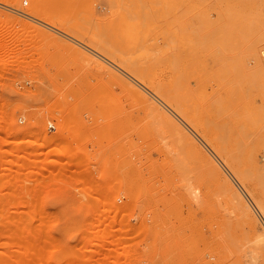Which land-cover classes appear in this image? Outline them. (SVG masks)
Returning <instances> with one entry per match:
<instances>
[{"label":"rangeland","instance_id":"rangeland-1","mask_svg":"<svg viewBox=\"0 0 264 264\" xmlns=\"http://www.w3.org/2000/svg\"><path fill=\"white\" fill-rule=\"evenodd\" d=\"M134 23L149 25L156 79H185L175 82H186L184 116L124 69L121 59L146 51L124 28ZM201 23L218 45L196 53L242 69L176 70ZM263 66L264 0H0V264H264ZM188 111L213 122V147Z\"/></svg>","mask_w":264,"mask_h":264},{"label":"bare ground","instance_id":"bare-ground-1","mask_svg":"<svg viewBox=\"0 0 264 264\" xmlns=\"http://www.w3.org/2000/svg\"><path fill=\"white\" fill-rule=\"evenodd\" d=\"M179 9H181V8H179ZM27 12H29V13H31V15H36V16H38V17H42L43 19H46V21H48V22H51L52 20H50L47 16H45V14L44 13H42L41 11H39V10H37V9H35V8H31V9H29ZM180 13V12H179ZM181 17V16H180ZM51 24H54V23H51ZM66 26L68 25V24H66V23H64ZM79 24V23H78ZM184 24V23H183ZM224 24V23H223ZM61 25V24H60ZM225 25H226V23H225ZM224 25V26H225ZM65 26V27H66ZM79 26V25H78ZM86 26V25H85ZM192 26V23H188L187 24V28H189V27H191ZM193 26H194V23H193ZM228 26V25H227ZM227 26H225L224 28L226 29V27ZM67 27H69V26H67ZM195 27H196V25H195ZM194 27V28H195ZM215 27V26H214ZM219 27V26H218ZM71 28V27H70ZM116 28V27H115ZM125 28V30L127 31V32H129L130 33V35L132 36V37H134L135 38V36L136 37H139L140 38V36H143L145 39H144V41H141V42H137V44L138 45H142L143 47H144V49L146 50L145 52H143L142 54H139L138 56H136L135 58H131V59H121L120 61H121V63H122V65L124 66V69H125V67H126V70H127V72L128 73H130L134 78H136V80H138L141 84H143L144 86H146L148 89H150V91L151 92H153L156 96H158V98H160L162 101H164V102H166L167 104H169L170 106H172L173 108H175L176 109V111H178L179 112V114H181V115H183L182 114V110H183V100L181 99L182 97H181V94H180V89H181V87H182V89H183V87L185 86V83H184V86H180V88H178V86L176 85L177 84V82H179L178 83V85L179 84H181L182 82L180 81L181 79H183V78H178V77H176V76H174V78L176 77V79L177 80H179V81H177L176 82V80H175V82H176V84H175V82H174V79L172 80V82L171 83H173V86L172 87H168V85H165L164 83H167V82H161V81H159V80H157L156 79V76L154 75L155 74V70L153 69V68H150V67H148V66H146V65H149V66H151L148 62H146V61H149V62H151V63H153L154 65H156L155 63H157V62H154V59H159V58H157V56L156 57H154V54L152 55L151 54V52H153V53H156V52H154V51H150L151 49H153L154 50V44H152L151 45V43H150V41L147 39V36H146V33H147V35H148V32H149V25H142L141 23H138V24H131V25H127V26H125L124 27ZM184 28V27H183ZM199 28V27H198ZM83 29V28H82ZM185 29L186 28H184V29H182L181 31L183 32V31H185ZM190 29V28H189ZM216 29V28H215ZM225 29H223L224 31H225ZM85 30V29H84ZM97 31V30H96ZM188 31V30H187ZM222 31V30H221ZM229 32V31H228ZM72 33V32H71ZM98 33V32H97ZM166 33V32H165ZM191 34L186 38L187 39V41H188V47L189 46H191L192 45V47H191V50L189 51V52H187L186 50H183L182 49V51H179V52H177L176 53V55H174L175 57H173L174 59H173V61H172V63H174V67H177V71H178V69L180 70V71H178V72H181V74H183L182 72H189V71H197V72H201V71H206V72H218V71H222V70H230L231 68H232V70H233V68L234 67H236V69H237V67H239V68H241L242 69V67H243V65L245 64H243L242 65V63L241 64H238L237 62H232L231 60H232V57H231V60H229V59H227V58H225V57H221V58H219V57H215V55L213 54V55H209V56H207V57H203V55L201 56L200 54H198V53H196L197 51V48L199 47L200 48V46L202 45H206V46H208L210 49H211V44L213 43V41L211 42V40H212V37H213V23H201V28L200 29H197V30H195V32L193 31V30H191V32H190ZM223 33V32H222ZM75 34H76V32H75ZM74 34V35H75ZM102 34V33H101ZM106 34V33H105ZM189 34V33H188ZM164 35V34H163ZM76 36V35H75ZM80 36V35H79ZM102 36H104V34H102ZM77 37V36H76ZM83 38V37H82ZM218 38V37H217ZM80 39V38H79ZM96 39V38H95ZM143 39V38H142ZM213 39H215V38H213ZM223 39V38H222ZM170 40H172V39H170ZM101 41V40H100ZM99 41V42H100ZM186 40H185V34H184V32H183V37L181 38V41H180V46H182V44L183 43H186L185 42ZM224 40H222V43H224L223 42ZM84 42V41H83ZM218 42V41H217ZM172 43V42H171ZM170 43V44H171ZM175 43V42H174ZM105 44V43H104ZM213 44H215V43H213ZM94 45V44H93ZM98 45V44H97ZM107 45V44H106ZM215 45H218L217 43L215 44ZM105 46V45H104ZM152 47V48H151ZM205 46H203V48H204ZM217 47V46H216ZM223 47H224V45H223ZM97 48V47H96ZM96 48H95V50H96ZM177 48V47H176ZM181 48V47H180ZM202 48V49H203ZM101 49V48H100ZM103 49H105V47H103ZM173 49H175L174 47H173ZM207 49V48H206ZM221 49L223 50L224 48H222L221 47ZM227 49V48H226ZM142 50V49H141ZM199 50V49H198ZM209 50V49H208ZM212 50V49H211ZM99 51H101V50H99ZM105 51V50H104ZM212 52V51H211ZM215 52V51H214ZM218 52V51H217ZM103 53V52H102ZM119 53V52H118ZM172 53V52H171ZM202 53V52H201ZM222 53V55H223V51L221 52ZM225 53V52H224ZM115 54V53H114ZM114 54H110L111 56H112V58L113 59H115L116 61H118L119 63V66H120V61H119V58H122V57H118L119 56V54H117V55H114ZM158 54V53H157ZM157 54H155V55H157ZM217 54V53H216ZM106 55V54H105ZM123 55V54H122ZM206 55V54H205ZM108 56H109V54H108ZM111 56H109V57H111ZM127 56H130V55H127ZM132 56V55H131ZM134 56V55H133ZM223 56H225V54L223 55ZM126 57V56H125ZM169 57V56H168ZM111 58V59H112ZM161 58V57H160ZM166 58V57H165ZM164 57L162 58V60H166ZM251 58V57H250ZM256 58V57H255ZM237 59H239V58H237ZM242 59V58H241ZM172 60V59H171ZM248 60H249V58H248ZM247 60V61H248ZM251 60H253V59H250V61ZM258 60V59H257ZM261 61H262V59H260ZM93 61V60H92ZM91 61V62H92ZM116 61H114V62H116ZM167 61V60H166ZM260 61V62H261ZM169 62H171V61H169ZM169 62H168V65H169ZM250 63V62H249ZM258 63H259V60H258ZM100 65H102L101 63L99 64V66ZM172 65V67H173V64H171ZM255 65H256V63H255ZM123 66H122V68H123ZM157 66H159V65H157ZM163 66V65H162ZM261 66V65H260ZM101 67V66H100ZM102 67H103V65H102ZM151 67H155V66H151ZM172 67H170V71H172L171 70V68ZM105 68V67H104ZM263 68H264V66H263ZM173 69V68H172ZM245 69H246V65H245ZM240 70V69H239ZM254 70V69H253ZM175 71V70H174ZM245 71V70H244ZM177 72V73H178ZM227 72V71H226ZM236 72V71H235ZM240 72V71H239ZM110 73V72H109ZM173 73V72H172ZM252 73V72H251ZM180 73L179 74H177V75H181ZM211 74V73H210ZM236 74V73H235ZM245 74H246V72H245ZM227 75V74H226ZM119 76V75H118ZM181 76H183V75H181ZM240 76V75H239ZM243 76V75H242ZM259 76V75H258ZM252 77V76H251ZM241 78V77H240ZM247 78V77H246ZM255 78V77H254ZM118 79H121V78H118ZM162 79V78H161ZM242 79V78H241ZM184 81H185V79H183ZM238 80V79H237ZM163 81V80H162ZM171 81V80H170ZM187 81V80H186ZM239 81V80H238ZM249 81V80H248ZM181 82V83H180ZM231 82V81H230ZM188 84H189V82H187ZM233 83H235V82H233ZM238 83V82H237ZM240 83V82H239ZM246 83V82H245ZM249 83V82H248ZM131 84V83H130ZM174 84H175V86H177V87H175L174 86ZM253 84V83H252ZM236 85V84H235ZM127 86V85H126ZM129 86V85H128ZM131 86V85H130ZM188 86V88L190 87L189 85H187ZM251 86V85H250ZM125 87V86H124ZM134 88V87H133ZM264 88V87H263ZM190 89V88H189ZM195 90V89H194ZM188 91V90H187ZM190 91H191V89H190ZM240 91V90H239ZM244 91V90H243ZM259 91H260V89H259ZM129 92H130V90H129ZM189 92V91H188ZM235 92V91H234ZM237 92V91H236ZM261 92V91H260ZM263 92H264V89H263ZM131 93V92H130ZM204 93V92H203ZM125 94V93H124ZM192 94V93H191ZM238 94V93H237ZM246 94H247V92H246ZM134 95H137L136 97H135V99H136V101H137V99L138 100H140V102L142 101H144V102H146V103H148V102H150L151 100H149L148 98H146L145 96H143L142 95V93L140 92V90H138L137 88H135V90H134ZM188 95V94H187ZM215 95V94H214ZM252 95V94H251ZM184 96V95H183ZM219 96V95H218ZM217 96V97H218ZM216 97V98H217ZM218 99V98H217ZM223 100V99H222ZM143 102V103H144ZM254 102V101H253ZM151 104V103H150ZM152 104H153V102H152ZM221 104V103H220ZM254 104V103H253ZM262 104H264V103H262ZM146 106H148L147 107V109L148 108H150V105H149V103L148 104H145ZM155 105V104H154ZM154 105H153V107H152V111H154V113H155V115L158 117V116H162V118L165 120V121H168L169 122V124H168V126H172L173 128L172 129H176L177 127H175L177 124L175 123V121H173L174 123H173V125H170L171 123H172V120H170L169 119V117L167 116V114H164L163 112H162V110L158 107V106H155L154 107ZM188 105V107H189V104H187ZM140 106V105H139ZM212 106V105H211ZM235 106V105H234ZM237 106V105H236ZM254 106H255V104H254ZM197 107V106H196ZM221 107V106H220ZM241 107V106H240ZM171 108V107H170ZM190 109H191V107H189ZM189 108H188V110H189ZM151 109V108H150ZM193 109V108H192ZM217 109V108H216ZM208 110V109H207ZM191 111H193V110H191ZM195 111V110H194ZM246 111V110H245ZM247 112V111H246ZM234 113V112H233ZM232 113V117H233V114ZM244 113V112H243ZM249 113H251V112H249ZM259 113V112H258ZM187 116H185V117H183V118H185L186 120L185 121H188L189 122V124H192V126L195 128V130L197 131V132H199V134H201V136L206 140V142H207V144L209 145V146H212L213 147V141H214V139H212V135H209V132L207 133L206 131H207V128H208V126H210L211 124H213V122L211 123V122H208V121H204V127H206V130H204L205 128L204 127H201V126H199V123H201V122H199L198 123V121L196 120L197 118H196V115H198V114H193V113H191L190 111H188L187 113ZM205 114V113H204ZM217 114V113H216ZM253 114V113H252ZM148 115H149V113H148ZM152 115V114H151ZM150 115V116H151ZM180 115V116H181ZM223 115V114H222ZM221 115H220V113H219V117H220ZM262 116H264V115H262ZM203 117V116H202ZM217 117H218V115H217ZM224 117H226V116H224ZM152 119H153V117H151ZM172 118V117H171ZM158 119V118H157ZM239 119V118H238ZM242 119V118H241ZM161 120V119H160ZM200 120V119H199ZM220 120V119H219ZM224 120V119H223ZM244 120H246V118L244 119ZM162 121V120H161ZM160 122V121H159ZM198 123V125H197V123ZM162 123V122H161ZM211 123V124H210ZM227 123V122H226ZM225 122H224V124H226ZM239 123V122H238ZM255 123V122H254ZM160 124V123H159ZM176 124V125H175ZM206 124V125H205ZM210 124V125H209ZM246 124V123H245ZM203 125V124H202ZM222 127H220V128H224V126H223V124H220ZM162 126H163V124H162ZM165 126V125H164ZM163 126V127H164ZM242 126V125H241ZM257 126V125H256ZM190 127V126H189ZM226 128H227V126H225ZM243 127H245V126H243ZM184 128V127H183ZM263 128V127H262ZM209 129H211V128H209ZM219 129V128H218ZM177 130H179V129H177ZM221 130H224V129H221ZM228 129H225V131L223 132V133H227L228 131H227ZM236 130V129H235ZM254 130H256V129H254ZM174 131V130H173ZM172 131V132H173ZM163 132V131H162ZM170 132V131H169ZM195 132V131H194ZM257 132H260V131H257ZM180 133V132H179ZM178 132L176 133V134H179ZM182 133V132H181ZM234 133V132H233ZM244 132H242V134H243ZM246 133V132H245ZM251 133V132H250ZM253 133V132H252ZM174 134H175V131H174ZM175 134V135H176ZM218 134V133H217ZM229 134V133H228ZM247 134V133H246ZM183 135V134H182ZM257 135H259V134H257ZM228 136V135H227ZM249 136V135H248ZM248 136H246V137H248ZM251 136H252V134H251ZM171 137H173L174 138V136H173V134H172V136ZM170 137V138H171ZM185 137V136H184ZM184 137H183V139H182V137H181V139L180 140H182L181 142H183V140H184ZM218 137H219V135H218ZM221 137V136H220ZM225 136H223V140L225 139L224 138ZM176 138H177V136H176ZM176 138H175V140H176ZM215 138V137H214ZM227 138V137H226ZM238 138V137H237ZM249 138V137H248ZM248 138H247V140H248ZM179 139V138H178ZM178 139L176 140V141H174L175 142V144L176 143H178ZM216 139L217 140H219L218 138H215V141H216ZM221 139V141L223 142V140ZM241 139V138H240ZM257 139V138H256ZM260 140H261V138H260ZM172 141H173V139H172ZM185 141V140H184ZM221 141H217L218 143H220V145H219V147L218 148H214L215 150H216V152H217V154H219L220 156H222V157H224L225 159H229V156H228V152H226V156H224L225 155V153L223 154V152H225L224 151V149H223V147L221 148V145H222V143H221ZM225 141V140H224ZM240 141V140H239ZM173 142V143H174ZM181 142H179V143H181ZM226 142V141H225ZM225 142H223V143H225ZM242 143H243V145H244V141L242 140L241 141ZM240 142V143H241ZM261 142V141H260ZM191 143V142H190ZM189 143V144H190ZM193 143V142H192ZM216 143V142H215ZM227 143V142H226ZM225 143V144H226ZM230 143V142H229ZM249 143V142H248ZM253 143V142H252ZM258 143V142H257ZM262 143H263V141H262ZM194 144V143H193ZM236 144V143H235ZM247 144V143H246ZM245 144V145H246ZM254 144V143H253ZM259 144V143H258ZM177 145V144H176ZM192 145V144H191ZM195 145V144H194ZM203 145V144H202ZM231 145V144H230ZM237 145V144H236ZM240 145V146H239ZM239 145H237V147H239L240 149H241V146H243L242 144H239ZM178 146V145H177ZM181 145H179V148H181L180 147ZM193 146V145H192ZM228 146H229V144H228ZM252 146V145H251ZM261 146V145H260ZM182 147H184V146H182ZM236 147V149H238ZM255 147V146H254ZM259 147V146H258ZM178 148V147H177ZM203 148V147H202ZM208 148V147H207ZM225 148V147H224ZM245 148V147H244ZM244 148H242V149H244ZM230 149V148H229ZM241 149V150H242ZM249 149V148H248ZM239 150V149H238ZM251 150V149H250ZM255 150V149H254ZM253 150V151H254ZM259 150V149H258ZM257 150V151H258ZM191 151H192V149H191ZM230 151H232V149L230 150ZM252 151V150H251ZM251 151H249L251 154H254V153H252ZM214 152V151H213ZM239 152H240V154H242V153H244L243 151H237V153L239 154ZM260 152V151H259ZM184 153H185V150H184ZM190 154H192V153H194V152H189ZM236 153V154H237ZM262 153H263V151H262ZM177 154H178V152H177ZM189 154V155H190ZM231 154V153H230ZM247 154V153H246ZM245 154V155H246ZM256 154H257V152H256ZM264 154V153H263ZM234 155V154H233ZM228 156V158H226ZM235 156V155H234ZM233 156V157H234ZM238 156V155H237ZM236 156V157H237ZM257 156V155H256ZM212 157V156H211ZM231 157V156H230ZM238 157H241V156H238ZM237 157V158H238ZM252 157V156H251ZM253 157H255V154H254V156ZM189 158H191V157H189ZM232 158V157H231ZM195 159V158H194ZM204 159V158H203ZM240 159L241 158H239V161H240ZM244 159V158H243ZM192 160V159H191ZM211 160V159H210ZM209 160V161H210ZM236 160V163H239V161L237 162V159H235ZM246 160H247V158H246ZM252 160H254V159H252ZM195 161V160H194ZM203 161V160H202ZM248 161V160H247ZM246 161V162H247ZM204 162H206V160H204ZM211 162V161H210ZM209 162V163H210ZM217 162V161H216ZM195 163V162H194ZM207 164H209L208 162H206ZM206 163H204V164H206ZM226 163V162H225ZM230 163H232L231 161H230ZM229 163V164H230ZM248 163L250 164V162L248 161ZM255 163H256V161H255ZM215 164V163H214ZM213 164V166H215ZM259 165V164H258ZM212 166V165H211ZM231 166H232V164H231ZM239 166V165H238ZM254 166H256V165H254ZM263 166V165H262ZM261 166V167H262ZM216 167V166H215ZM203 168H205V167H203ZM221 168V167H220ZM230 168V167H229ZM245 168V170H246V167H244ZM254 168V167H253ZM256 168V167H255ZM215 169V168H214ZM249 169V168H248ZM248 169L246 170V171H248ZM258 169V168H257ZM256 169V170H257ZM260 167H259V171H260ZM204 170V169H203ZM206 170H210V169H206ZM213 170V169H212ZM211 170V171H212ZM239 170V169H238ZM244 170V169H243ZM250 170V169H249ZM251 171H254V170H251ZM264 171V170H263ZM258 172V171H257ZM211 173V172H210ZM244 173V172H243ZM263 173V172H262ZM261 173V174H262ZM207 174V173H206ZM214 174V173H213ZM247 174V173H246ZM249 175H250V173H248ZM247 174V175H248ZM259 173H257V175H258ZM207 175H209V172H208V174ZM236 175V174H235ZM240 175V174H239ZM248 175V176H249ZM209 176H212V174H210ZM236 176H238V175H236ZM247 176V177H248ZM261 176V175H260ZM244 177V176H243ZM252 177V176H251ZM212 178V177H211ZM250 177H248V179H249ZM255 178H257V179H259L260 177H256L255 176ZM242 179V178H241ZM247 179V178H246ZM256 179V180H257ZM264 179H262V182H264L263 181ZM255 181V180H254ZM259 182H260V179L258 180ZM222 182H224L223 180H222ZM228 182H229V180H228ZM257 182V181H256ZM259 182H258V185H259ZM217 185V184H216ZM257 185V186H258ZM219 186H221L220 184H219ZM253 186V185H252ZM257 186H256V188H257ZM260 186V185H259ZM228 188V190L230 191L231 189H229V187H227ZM260 188H263V187H259V189ZM219 189V188H218ZM220 190V189H219ZM223 190V189H222ZM237 190V189H236ZM221 191V190H220ZM252 191V190H251ZM223 192V191H222ZM263 192H264V190H263ZM221 193V192H220ZM224 193V192H223ZM227 193V192H226ZM239 193V192H238ZM217 194V193H216ZM220 195V194H219ZM222 195H224V194H222ZM217 196V195H216ZM233 197V196H232ZM237 197V196H236ZM257 201H259V200H257ZM237 202V201H236ZM239 203V201L237 202V204ZM263 204V203H262ZM238 206V205H237ZM246 206V205H245ZM238 207H240V206H238ZM232 208H233V205H232ZM242 208V207H241ZM262 208V207H261ZM238 210V209H237ZM240 212V211H239ZM250 215V214H249ZM251 217V216H250ZM236 218V217H235ZM240 218V217H239ZM247 218V217H246ZM248 219V218H247ZM246 219V221H248ZM245 221V222H246ZM237 222V221H236ZM255 224V223H254ZM242 226H244V225H242ZM258 226V225H257ZM255 227V226H254ZM253 227V228H254ZM259 227V226H258ZM244 229V228H243ZM247 230V229H246ZM245 231L243 230V233H244ZM247 232V231H246ZM245 236V235H244ZM255 236L257 237V239H256V241L258 240V242H262V243H264V231L261 229V228H257V234H255ZM248 238V237H247ZM256 241L254 242L255 244H256ZM249 244V243H248ZM262 245V244H261ZM257 246V245H256ZM259 246V245H258ZM249 250V249H248ZM261 251H263L264 250V248H261L260 249ZM249 254H251V253H249Z\"/></svg>","mask_w":264,"mask_h":264}]
</instances>
